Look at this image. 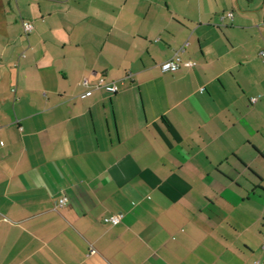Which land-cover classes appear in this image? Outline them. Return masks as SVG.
<instances>
[{
  "label": "crops",
  "instance_id": "obj_1",
  "mask_svg": "<svg viewBox=\"0 0 264 264\" xmlns=\"http://www.w3.org/2000/svg\"><path fill=\"white\" fill-rule=\"evenodd\" d=\"M232 6L0 0V264H264V0Z\"/></svg>",
  "mask_w": 264,
  "mask_h": 264
},
{
  "label": "built area",
  "instance_id": "obj_2",
  "mask_svg": "<svg viewBox=\"0 0 264 264\" xmlns=\"http://www.w3.org/2000/svg\"><path fill=\"white\" fill-rule=\"evenodd\" d=\"M232 12H227L225 14H222L220 16V20H222L224 17H231ZM23 28L25 32H29L32 29V24L31 22H25L23 24ZM186 45V42L183 44V46L180 47L179 50L174 52V54L168 58L167 60L163 61L162 63L159 64V68L162 72H174L177 71L181 66L184 67H191L193 63L189 60L183 61L180 56H179V51L183 50L184 46ZM261 55H264V51L261 52ZM83 83L87 84V79H83ZM94 88H107L110 92L115 93L117 91V84L115 81H105L103 77L99 78L95 84L93 85ZM256 101V97H251L250 102L254 103ZM67 202V198L65 196H62L58 200V204L64 205ZM120 215L119 214H110L109 216L103 217V222L104 223H110V224H115L119 221Z\"/></svg>",
  "mask_w": 264,
  "mask_h": 264
},
{
  "label": "rangeland",
  "instance_id": "obj_3",
  "mask_svg": "<svg viewBox=\"0 0 264 264\" xmlns=\"http://www.w3.org/2000/svg\"><path fill=\"white\" fill-rule=\"evenodd\" d=\"M262 2H263V0H233V6L230 7V8H225L223 12L226 13V12H231L232 11L233 14H234V17L237 14H240L241 12H243V13L248 15V17H246V18H249V20H246V19L245 20L251 22L256 17L257 9L261 6ZM219 13H222V12H219ZM255 24H256V22H255ZM258 26L255 25L256 29H257ZM257 31H258V29H257ZM258 33H259L258 35L260 37H261L260 33L264 36V31L261 30V32L258 31ZM256 47L257 46H256V43H255V45H253V47L250 50V52H257L258 48L256 50Z\"/></svg>",
  "mask_w": 264,
  "mask_h": 264
}]
</instances>
